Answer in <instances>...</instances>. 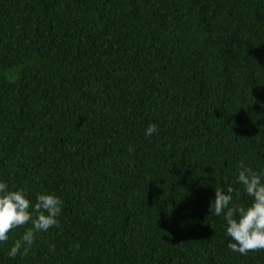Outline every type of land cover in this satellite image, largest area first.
<instances>
[{
	"label": "trees",
	"instance_id": "trees-1",
	"mask_svg": "<svg viewBox=\"0 0 264 264\" xmlns=\"http://www.w3.org/2000/svg\"><path fill=\"white\" fill-rule=\"evenodd\" d=\"M241 163L264 173V0H0V180L63 201L0 264H264L209 212L250 203Z\"/></svg>",
	"mask_w": 264,
	"mask_h": 264
},
{
	"label": "clouds",
	"instance_id": "clouds-1",
	"mask_svg": "<svg viewBox=\"0 0 264 264\" xmlns=\"http://www.w3.org/2000/svg\"><path fill=\"white\" fill-rule=\"evenodd\" d=\"M157 131L155 124L145 130L146 136ZM134 149L129 147L128 151ZM264 173H258L251 167L240 164L236 182L250 197L247 205L234 204V189L227 193L215 189V197L210 201L209 212L223 216L226 221V235L230 237L228 248L235 253L248 255L249 252L264 250ZM239 193L237 192V198ZM63 201L55 193L41 192L33 202L24 188L9 187L0 180V243H7L9 234L16 229H24L22 235L13 241L8 256H27L36 242L37 234L50 228H59L58 217ZM30 225V227H28Z\"/></svg>",
	"mask_w": 264,
	"mask_h": 264
}]
</instances>
